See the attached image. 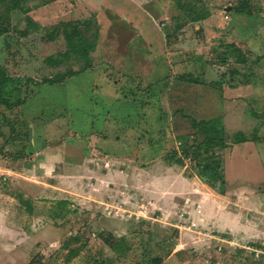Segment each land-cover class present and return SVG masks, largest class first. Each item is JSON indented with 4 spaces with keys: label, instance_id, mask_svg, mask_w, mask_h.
<instances>
[{
    "label": "rangeland",
    "instance_id": "1",
    "mask_svg": "<svg viewBox=\"0 0 264 264\" xmlns=\"http://www.w3.org/2000/svg\"><path fill=\"white\" fill-rule=\"evenodd\" d=\"M24 5L27 12L11 11L1 21L8 30L0 35V70L12 77L4 96H26V102L11 108L0 103V264H29L34 258L46 264H154L157 257L162 264H255L244 253L226 261L225 249L210 245L178 249L190 238L186 230L201 231L190 212L200 214L202 204L189 198L191 191L180 181L194 176L189 162L178 165L164 157L178 148L176 136L191 130L193 118L212 117V110L224 113L219 117L229 141L235 131L251 134L256 127L264 136V0ZM195 15L202 18L193 20ZM27 18L39 27L24 36ZM85 18L99 28L90 53L95 69L62 84L26 83L28 77L42 79L85 64L78 55L50 64L46 57L57 56L65 40L41 39L61 21ZM231 43L247 52L248 62L235 59ZM180 74L217 81L243 101L212 104L211 97L208 109L197 113L187 96L169 98L172 88L187 90L185 84L180 88ZM146 87L154 95L144 93ZM169 100L190 117L176 113L179 106ZM237 146L233 153L251 150L247 156L255 164L254 146L264 170V139ZM56 210L66 215L55 217ZM101 231L122 239V248L107 245ZM76 233L80 241L73 246L82 250L67 259L64 242Z\"/></svg>",
    "mask_w": 264,
    "mask_h": 264
},
{
    "label": "trees",
    "instance_id": "2",
    "mask_svg": "<svg viewBox=\"0 0 264 264\" xmlns=\"http://www.w3.org/2000/svg\"><path fill=\"white\" fill-rule=\"evenodd\" d=\"M28 0H0V35L5 33L8 29L6 26H1L2 18L8 17L11 11L22 10L27 12L24 3ZM38 5V4H36ZM245 14L250 13L249 5L244 3ZM192 12L194 8L191 5L186 6ZM29 9V8H28ZM191 15V14H190ZM200 15L192 16L193 20H200ZM29 24L25 29L20 32L22 35H28L31 30H35L39 27V23L28 19ZM203 30L201 26L200 31ZM60 36H63L65 40V48L57 52V56L50 54L46 57L48 62L52 65H60L64 61L70 59L73 55L82 57L85 64L80 68H71L66 71L57 72L53 76H47L42 79H34L28 77L26 83L33 82L36 85H54L65 83L68 79L75 77L83 72L92 71L95 69V60L91 57V52L95 50L99 37V28L96 21L93 18L85 19H70L61 21L52 31L42 34L41 39L46 42L57 40ZM232 53H234L235 59L240 63H246L249 61V55L243 51L242 48L235 43L229 44ZM228 57V54L227 56ZM260 55L257 60L260 59ZM178 80L190 81L194 83L209 84L212 86L221 87L222 84L217 81L207 82L199 77L191 74H180L177 76ZM12 77L7 74L6 69L0 70V103L11 108L16 105H23L26 102V96L20 97L17 100L11 101L9 97L4 96V93L8 90L7 85L11 82ZM18 88V87H17ZM147 90L146 94L154 95L151 92V88ZM16 89V88H15ZM176 113H182L185 117H190L184 114L181 108L175 110ZM253 112V111H252ZM256 116H260L256 114ZM5 122L8 121V117L4 115ZM14 131V128H13ZM199 133H203L204 137L199 140ZM226 128L221 122L220 117H213L209 119H192L191 130L186 133H181L176 136L178 141V148L169 151L164 157L165 161L178 165H186L187 162L191 165L192 171L206 184L217 189L219 192H224L227 185V180L224 173V150L234 143H241L245 141H259L264 139L263 135L258 134V128L256 127L254 132L249 134L243 130H237L232 135V141H229L225 136ZM5 133L2 130V124L0 123V137H3ZM1 153V150H0ZM27 202V201H26ZM62 208H65L66 201H60ZM28 210H32L30 202H27ZM63 211V210H62ZM70 210L66 209V212ZM62 214L61 211H55V217H63L66 213ZM100 238L111 248L119 250L122 248V239H118L112 232L101 231ZM84 245L88 240L85 239ZM79 234H71L68 239L65 240L64 246L68 247L67 259L77 256L81 250L82 245L73 246L74 242H79ZM154 264H162V258H154ZM29 264H46L41 259H32Z\"/></svg>",
    "mask_w": 264,
    "mask_h": 264
},
{
    "label": "crops",
    "instance_id": "3",
    "mask_svg": "<svg viewBox=\"0 0 264 264\" xmlns=\"http://www.w3.org/2000/svg\"><path fill=\"white\" fill-rule=\"evenodd\" d=\"M185 28H182V30ZM179 84H181V89L183 84L186 85L184 86L187 87L186 92L175 91L172 88L171 92H169V98L171 99L172 95H174L172 97L174 100L176 95L187 96L197 113L200 111L205 112L208 109L207 106L210 105L211 97H216L212 104L218 103L222 105V103H231L230 101H243L242 97H232L225 90L222 91L224 89L222 86L215 87L190 81H180ZM169 103L176 104L174 101L170 102V100ZM177 106H179L177 109L181 108L184 114L190 116L184 107L181 105ZM212 112L214 115L209 118L224 115L219 109L212 110ZM178 114L183 115L182 113ZM250 142L241 143L247 144ZM241 143H234L224 150V173L227 180L224 192H219L209 186L195 173L194 176H188L187 180L184 179L185 181L183 180V182L180 180L184 185V190L191 191L189 198L193 201H200L202 204L200 214H195L194 209L190 212L195 219L196 228L201 230L195 232H207L206 236H196L194 230L192 232L191 230H186L185 233L190 238L188 241L182 242L178 249H186L187 247H194L195 249L210 245L211 247H216L217 251L225 249L226 254L224 256L226 261L228 259L230 262L232 260L236 261L239 258L236 255L244 253L252 256L253 259H250L254 263L256 262L255 264H264L260 259L253 256L254 248L264 249V188L259 186V182L264 181V170L260 155L254 146L256 166L252 163L251 158L249 159L247 156L251 153V150L245 153H233L235 147H239L237 145ZM188 226L184 228H188ZM194 236L195 238H193ZM251 248L252 250H250ZM212 255L215 256V253Z\"/></svg>",
    "mask_w": 264,
    "mask_h": 264
},
{
    "label": "built area",
    "instance_id": "4",
    "mask_svg": "<svg viewBox=\"0 0 264 264\" xmlns=\"http://www.w3.org/2000/svg\"><path fill=\"white\" fill-rule=\"evenodd\" d=\"M253 253L256 258L260 259L264 263V249L254 248Z\"/></svg>",
    "mask_w": 264,
    "mask_h": 264
}]
</instances>
